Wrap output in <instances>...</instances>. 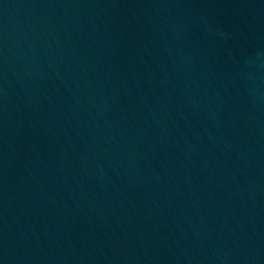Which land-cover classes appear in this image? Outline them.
Listing matches in <instances>:
<instances>
[{
    "label": "water",
    "instance_id": "obj_1",
    "mask_svg": "<svg viewBox=\"0 0 264 264\" xmlns=\"http://www.w3.org/2000/svg\"><path fill=\"white\" fill-rule=\"evenodd\" d=\"M0 264H264V0H0Z\"/></svg>",
    "mask_w": 264,
    "mask_h": 264
}]
</instances>
